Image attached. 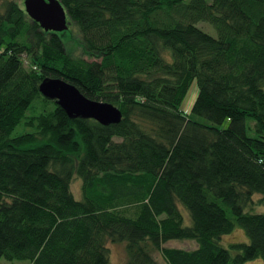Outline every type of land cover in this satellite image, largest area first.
<instances>
[{
    "label": "trees",
    "instance_id": "trees-1",
    "mask_svg": "<svg viewBox=\"0 0 264 264\" xmlns=\"http://www.w3.org/2000/svg\"><path fill=\"white\" fill-rule=\"evenodd\" d=\"M59 1L91 59L0 0V264H108L109 242L125 264L264 261V0ZM45 78L120 122L68 117ZM236 225L247 242L222 246Z\"/></svg>",
    "mask_w": 264,
    "mask_h": 264
},
{
    "label": "water",
    "instance_id": "water-1",
    "mask_svg": "<svg viewBox=\"0 0 264 264\" xmlns=\"http://www.w3.org/2000/svg\"><path fill=\"white\" fill-rule=\"evenodd\" d=\"M30 19L44 31L63 32L68 29L67 13L59 0H23ZM40 93L55 100L70 118H90L102 125L120 122L122 114L111 103L93 100L82 94L73 84L60 78H45L38 87Z\"/></svg>",
    "mask_w": 264,
    "mask_h": 264
},
{
    "label": "rangeland",
    "instance_id": "rangeland-1",
    "mask_svg": "<svg viewBox=\"0 0 264 264\" xmlns=\"http://www.w3.org/2000/svg\"><path fill=\"white\" fill-rule=\"evenodd\" d=\"M20 5H22L23 0H16ZM69 20V19H68ZM197 26L201 28L203 31L207 32L210 35L215 36L216 32L213 26L206 22H199ZM63 41L65 45V50L68 55L72 57H81L84 59H91L90 56L86 55L82 49V45L80 42L79 34L76 29V26L69 22L68 29L64 31ZM198 94V85L194 80H192L189 84L187 89L186 95L180 104V108L183 110L184 113H191V107L193 102ZM195 119L199 121H203L202 118L195 116ZM247 128L246 132L250 136H254V131L250 126L252 125V120L250 118L246 119ZM227 125V120H225L219 127H225ZM80 179L74 177L71 182V191L73 192L75 198L79 199L81 196L80 190ZM259 194H254L253 198H258ZM181 210L184 213V220L185 223H189V215L187 210L181 206ZM255 212H264V205H258L255 209ZM247 236L244 233V230L236 225L234 229L220 238V244L224 247H228L229 244L235 242H247ZM166 246L177 247L182 249H192L196 247V242L194 240H170L165 243ZM108 247V264H125L127 255L125 244L120 243H107ZM156 258L159 260L161 264H164L161 256L159 254H155ZM243 264H264V261L261 258H255L249 261L244 262Z\"/></svg>",
    "mask_w": 264,
    "mask_h": 264
},
{
    "label": "bare ground",
    "instance_id": "bare-ground-1",
    "mask_svg": "<svg viewBox=\"0 0 264 264\" xmlns=\"http://www.w3.org/2000/svg\"><path fill=\"white\" fill-rule=\"evenodd\" d=\"M22 6H23V9H24V4H23V1H22ZM24 11H25V9H24ZM26 13V12H25ZM42 29V28H41Z\"/></svg>",
    "mask_w": 264,
    "mask_h": 264
}]
</instances>
